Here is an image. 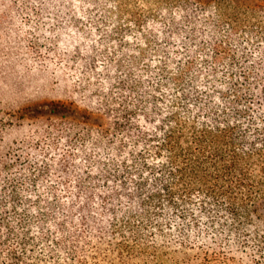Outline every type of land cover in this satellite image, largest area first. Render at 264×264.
<instances>
[{"label":"trees","instance_id":"1","mask_svg":"<svg viewBox=\"0 0 264 264\" xmlns=\"http://www.w3.org/2000/svg\"><path fill=\"white\" fill-rule=\"evenodd\" d=\"M239 51L201 76L142 79L73 137L56 125L45 145L15 142L0 158V264H147L142 231L173 218L186 238L201 217L233 236L206 264H264V46ZM253 239L259 253L237 261Z\"/></svg>","mask_w":264,"mask_h":264},{"label":"rangeland","instance_id":"2","mask_svg":"<svg viewBox=\"0 0 264 264\" xmlns=\"http://www.w3.org/2000/svg\"><path fill=\"white\" fill-rule=\"evenodd\" d=\"M263 46L264 0H0V158L20 139L53 141L56 125L75 136L93 107L123 99L142 79L201 76L214 55ZM167 222L163 235L141 232L147 264H206L205 253L233 239L204 217L186 238L180 221ZM247 246L237 261L258 249L256 239Z\"/></svg>","mask_w":264,"mask_h":264}]
</instances>
